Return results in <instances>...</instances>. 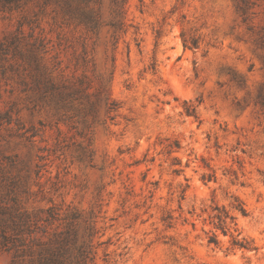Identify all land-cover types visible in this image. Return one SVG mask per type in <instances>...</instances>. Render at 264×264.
<instances>
[{
  "label": "rangeland",
  "instance_id": "374dc122",
  "mask_svg": "<svg viewBox=\"0 0 264 264\" xmlns=\"http://www.w3.org/2000/svg\"><path fill=\"white\" fill-rule=\"evenodd\" d=\"M73 213L62 264H264V0H0V264Z\"/></svg>",
  "mask_w": 264,
  "mask_h": 264
},
{
  "label": "trees",
  "instance_id": "16d2710c",
  "mask_svg": "<svg viewBox=\"0 0 264 264\" xmlns=\"http://www.w3.org/2000/svg\"><path fill=\"white\" fill-rule=\"evenodd\" d=\"M185 47H187L185 45ZM189 115H192L188 112ZM235 211H238L241 215L246 216V210L242 205H236L233 207ZM55 207H50L47 209L46 214V221L51 222L52 220H55ZM210 218V224L215 227V229L222 231V233L225 236H231L232 238V247L243 249L246 251L252 250L251 245L246 239H240L241 233L238 232L237 229V222L236 217H234L229 211H227L225 208L221 209L219 206L215 205L213 208V214L209 217ZM67 221V225L65 227L64 232L60 233L59 236L63 238V243L60 245V247L55 251H48V256H45L40 264H62L60 262V258L63 255L62 251L64 247L67 245L70 238H75L78 233L79 229V222L81 220V214L80 213H73L70 218H64ZM233 231V232H232ZM234 233H237L235 236ZM17 241L13 242L11 241L10 237L3 234V246L7 248V250H13L14 247H16ZM209 244H214L216 246L219 245L218 237L215 233H213L210 237ZM7 245V246H6ZM8 245H12L13 248H8ZM78 254L80 257H86V252L84 250V246H80L78 248Z\"/></svg>",
  "mask_w": 264,
  "mask_h": 264
}]
</instances>
